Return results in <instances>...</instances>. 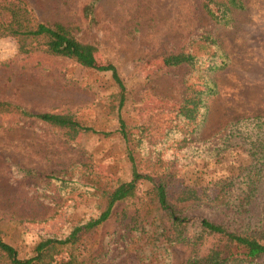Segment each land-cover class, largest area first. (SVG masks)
<instances>
[{"label": "rangeland", "instance_id": "374dc122", "mask_svg": "<svg viewBox=\"0 0 264 264\" xmlns=\"http://www.w3.org/2000/svg\"><path fill=\"white\" fill-rule=\"evenodd\" d=\"M24 1L36 20L64 23L77 39L95 45L98 63L117 66L126 97L118 110L119 89L108 72L85 68L61 56L22 55L13 38L2 37L0 101L35 113H70L103 131L115 130L121 117L131 128L140 157H146L162 140L175 144L173 148L180 155L187 153L190 160L165 179V188L169 201L186 217L188 234L196 229L197 219L210 214L233 227L236 212L242 217L258 212L239 209L234 201L236 187L256 162H247L249 155L242 149L219 155L209 152L226 134L229 122L264 116V0H244L245 8L233 14L228 26L211 21L201 9L202 0ZM91 4L92 13L86 15L85 8ZM202 34L217 40L228 61L213 74L217 93L207 98L205 122L195 135H188L192 141L178 146L183 138L180 131H186L181 113L186 105L185 85L198 81L199 73L185 65L168 66L164 58L179 52L202 56L196 40ZM131 172L118 133H79L69 140L62 130L40 120L0 114V227L4 240L20 256H28L40 239L63 238L72 226L97 216L104 207L100 198L85 193L77 197L78 192L73 191L63 196L47 175L102 190L129 180ZM157 177L154 175L155 180ZM151 190L152 182L140 180L136 197L115 209L138 210L142 223L149 224L148 233L137 234L134 222L127 227L129 219L122 224L110 219L83 238L78 250L96 249L103 243L107 248L104 264H187L207 252L212 237L202 245L186 246L174 239L178 229L170 227L166 234L171 238H156L152 220L162 210L152 201ZM241 202L245 208L247 199L243 197Z\"/></svg>", "mask_w": 264, "mask_h": 264}, {"label": "trees", "instance_id": "16d2710c", "mask_svg": "<svg viewBox=\"0 0 264 264\" xmlns=\"http://www.w3.org/2000/svg\"><path fill=\"white\" fill-rule=\"evenodd\" d=\"M92 7L91 4L85 8L86 15L92 13ZM244 8V0H202L201 2V9L205 15L215 24L222 26L230 25L233 14ZM2 37L13 38L17 52L22 55L61 56L85 68L108 72L119 89L117 109L120 110L123 106L126 88L117 66L112 62L98 63L96 46L77 39L66 24L36 20L24 0H0V38ZM196 40L203 49L202 56L191 52H179L164 58V63L168 66L185 65L199 73L198 81L186 82L185 85L184 104L186 105L182 107L181 113L185 115L182 127L186 131H180L183 138L178 141V146L189 140L192 141L188 135H195L205 122L208 110L207 98L217 93L213 74L222 69L228 61L225 51L212 35L202 34ZM2 113L18 114L45 122L53 128L62 130L69 140H74L79 133L103 136L118 133L125 143L132 174L129 180L102 190L95 189L94 186L80 185L74 180L47 175L63 196H68L73 191L78 192L77 197L85 193L100 198L105 203L104 207L97 216L72 226L65 237L46 236L40 239L28 256H20L18 250L4 240V232L0 227V264H104L107 248L103 243L96 249L92 247L83 252L78 250V244L110 219H114L119 224L129 219L127 227L134 222L133 230L137 234L145 230L148 233L149 224L145 226L142 223L138 210L127 208L119 212L115 210L123 202L136 197L137 185L142 179L152 182V201L155 202L158 210H162L160 216L153 217L152 220L157 239L160 236L171 238L166 234V230L170 227L178 229L174 239L186 246L202 245L208 237L214 238L207 252L194 256L187 264H264V174L261 172L264 169V116L256 115L229 122L226 134L209 152L219 155L228 150L242 149L249 155L247 162H256L249 167L242 180L243 183L236 187L234 201L240 206L239 209L254 208L258 212L243 217L236 212L237 216L235 215L232 220L235 223L233 227L223 220L220 221L221 219L218 220L219 218L216 219L217 215L210 214L197 219L196 229L188 234L185 232L188 221L179 213L181 210L169 201L165 188V179L174 175L177 166L190 160L187 153L183 152L180 155L178 148H173L175 144L162 140L146 157H140L133 143L135 139L132 138V132H129L131 128L121 117L118 118V127L115 130L103 131L82 123L70 113H35L8 101H0V114ZM143 164L146 165L145 169L141 167ZM257 164L259 167L256 170ZM22 171L26 174H34L33 170ZM154 175H158L156 180ZM78 186L82 188L79 190ZM243 197L247 199L245 208L242 207L241 202ZM229 201L228 199L227 202Z\"/></svg>", "mask_w": 264, "mask_h": 264}]
</instances>
